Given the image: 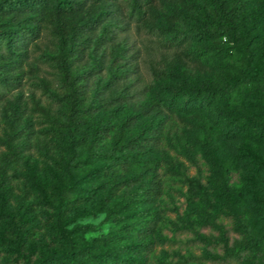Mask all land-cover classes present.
<instances>
[{
    "label": "trees",
    "instance_id": "16d2710c",
    "mask_svg": "<svg viewBox=\"0 0 264 264\" xmlns=\"http://www.w3.org/2000/svg\"><path fill=\"white\" fill-rule=\"evenodd\" d=\"M136 15L154 11L152 0H128ZM116 0H0V84L19 78V64L26 44L33 40L43 21L51 23L56 50L51 58L64 87L54 96L62 101L60 114L50 121V131L63 154L57 168L41 170L22 160L30 186L50 207L58 244L31 258L28 239L32 228L25 210H11L3 200L11 195L5 170L21 158L22 142L17 138L23 126L15 104L0 133V209L9 222V234L0 232V240L11 246L13 256L28 264H145L146 250L153 238L148 234L157 217L154 198L160 188L159 158L154 145L162 118V104L168 109L180 107L181 101L208 102L234 93L254 100L263 116L245 120L237 103L225 114L233 126L253 125L264 134V0H177L170 4L172 17L156 22L168 40L186 46L183 52L200 67L216 65L217 79L195 78L188 68L174 65V80L157 76L145 101L137 107L102 108L97 118H86L94 98L85 100L87 82L100 57L92 56L86 70H77L74 61L90 41L93 47L101 37H109L108 23L101 24L91 40L93 28L104 16L111 18ZM177 17V19H176ZM121 48L116 45L112 68L106 79L111 86L121 74L122 62L116 61ZM233 57V63L223 58ZM221 60L220 63H216ZM109 69V68H108ZM198 126L204 129L202 121ZM108 130V146L97 147ZM211 131L202 137L206 143ZM230 173H223V191L231 198L229 213L232 226L222 227L214 236L221 251L209 252V258L220 264H264V235L257 241L241 242L234 249L235 236L241 233L243 211L234 197ZM196 187L201 184L193 179ZM81 216L102 213L110 224L107 232L84 236L95 224L76 221ZM230 225V224H229ZM28 251V252H26ZM233 262V263H232Z\"/></svg>",
    "mask_w": 264,
    "mask_h": 264
},
{
    "label": "rangeland",
    "instance_id": "374dc122",
    "mask_svg": "<svg viewBox=\"0 0 264 264\" xmlns=\"http://www.w3.org/2000/svg\"><path fill=\"white\" fill-rule=\"evenodd\" d=\"M152 1L154 11L136 15L128 0H116L113 16L99 20L91 40L104 23H108L109 37H101L95 47L90 41L84 53L74 61L77 70H86L92 64V56L100 57V62L92 66L94 69L87 82L85 100L94 98V107L88 109L86 118L99 117L102 108L140 106L157 76L174 80L175 75L170 72L174 65L185 66L195 78L219 77L216 65L203 68L196 65L183 52L185 45L168 40L158 30L156 22L166 16L172 17L170 4L177 0ZM116 45L121 48L116 58L122 62L121 74L111 86L106 79L113 66L110 50ZM55 50L56 38L51 32V23L43 21L37 36L26 44L25 56L17 68L19 78L9 84H0V133L7 127L15 104L19 109V122L23 121L17 138L22 142L21 158L5 170L12 191L10 197L3 200V206L25 210L27 224L33 231L28 239L31 258L58 244L49 215L50 207L30 186L22 161L26 160L39 170L44 166L57 168L63 154L49 129L51 119L60 114L62 107V101L54 94L64 90L51 58ZM223 60L233 63L231 55H226ZM233 103L243 110L245 120L263 116L254 100L234 93L203 103L183 99L180 107L173 110L161 105L157 114L162 123L154 145L159 158L160 188L154 198L157 217L148 232L153 241L146 250L145 264H220L211 260L208 254L221 251L214 243L216 230L232 226L231 198L223 191L225 172L233 178V196L238 198L243 211L244 232L230 230L235 236L234 249L241 242L263 237L264 134L253 125L233 127L225 114V109ZM199 121L204 129L198 126ZM206 131L213 134L208 143L202 138ZM110 133L108 130L98 140L99 149L108 146ZM3 148L0 144V150ZM193 179L201 187H196ZM73 217L76 221L95 224L94 229L84 233L86 238L105 233L110 226L102 219L101 212L83 216L74 212ZM9 227L8 219L0 209V232L9 234ZM0 264L28 263L16 260L11 246L0 240Z\"/></svg>",
    "mask_w": 264,
    "mask_h": 264
}]
</instances>
